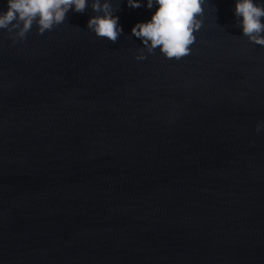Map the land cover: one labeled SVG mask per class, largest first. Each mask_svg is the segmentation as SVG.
<instances>
[{"label": "water", "instance_id": "95a60500", "mask_svg": "<svg viewBox=\"0 0 264 264\" xmlns=\"http://www.w3.org/2000/svg\"><path fill=\"white\" fill-rule=\"evenodd\" d=\"M112 3L115 42L0 30V264H264V46L205 0L168 58Z\"/></svg>", "mask_w": 264, "mask_h": 264}, {"label": "clouds", "instance_id": "9594fccd", "mask_svg": "<svg viewBox=\"0 0 264 264\" xmlns=\"http://www.w3.org/2000/svg\"><path fill=\"white\" fill-rule=\"evenodd\" d=\"M124 3L137 8L142 0H124ZM204 3L205 0H143V7L151 12L147 19L134 22L130 32L148 52L158 48L165 57L180 58L189 52L193 33L200 28ZM85 8H90L92 13L85 21L86 27L97 37L115 42L122 29L112 0H3L0 30H14L15 37L22 40L33 26L42 34L62 23L69 9L83 12ZM232 13L241 35L251 43L264 46V0H232ZM261 123L257 122V130Z\"/></svg>", "mask_w": 264, "mask_h": 264}]
</instances>
